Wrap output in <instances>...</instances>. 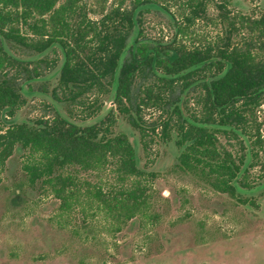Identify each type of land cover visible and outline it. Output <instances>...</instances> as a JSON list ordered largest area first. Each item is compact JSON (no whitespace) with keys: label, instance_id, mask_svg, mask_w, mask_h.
Instances as JSON below:
<instances>
[{"label":"trees","instance_id":"16d2710c","mask_svg":"<svg viewBox=\"0 0 264 264\" xmlns=\"http://www.w3.org/2000/svg\"><path fill=\"white\" fill-rule=\"evenodd\" d=\"M152 7L174 20L171 39L147 36L145 14ZM200 21L213 24L216 35L197 34ZM10 47L39 57H18ZM60 61L51 96L66 105L70 118L98 116L102 98L113 91L115 110L92 124L72 121L58 109L34 123L14 122L0 132V164L17 147L28 152V180L49 188L66 220L76 213L89 227L100 215L103 228L115 235L135 218L146 224L160 219L158 173L140 166L127 134L113 133L115 112L138 130L145 151L156 137L168 142L175 134L177 172L258 206L238 186H255L256 167L264 178V121L258 116L264 104V9L236 10L233 0H0V121L26 103L24 83ZM151 109L164 119L148 125L145 112Z\"/></svg>","mask_w":264,"mask_h":264},{"label":"rangeland","instance_id":"374dc122","mask_svg":"<svg viewBox=\"0 0 264 264\" xmlns=\"http://www.w3.org/2000/svg\"><path fill=\"white\" fill-rule=\"evenodd\" d=\"M233 7L244 12L264 9V0H233ZM172 23L169 14L152 7L145 14L144 29L149 38L164 35L168 40L175 32ZM194 29L197 34L209 36L218 31L213 24L203 21L196 22ZM10 52L25 59L39 57L21 48L10 47ZM60 64L61 61L43 77L24 83L27 101L14 117H2L0 132L14 122L34 123L40 117H50L55 109L69 117L66 105L51 96ZM42 86L50 92H42ZM192 94L193 90L185 92L179 103L184 106ZM102 100L104 105L98 116L87 120L69 118L79 124L101 120L116 108L114 91ZM115 115L113 133L127 134L136 148L140 166L158 173L154 182L158 222L146 224L135 218L112 235L103 228L100 215L89 227L81 223L76 213L66 220L49 188L41 181L28 180L24 166L31 156L17 147L6 164H0V264H79L81 260L85 264H264V178L258 177L260 168L251 171V178L256 180L253 188L238 186L239 193L252 197L258 206L243 204L175 170L180 153L175 134L168 142L156 137L145 151L138 130L119 112ZM145 115L148 125L165 117L152 109ZM258 116L264 121V104ZM244 139L250 147L249 140ZM250 162L248 150L245 166Z\"/></svg>","mask_w":264,"mask_h":264}]
</instances>
